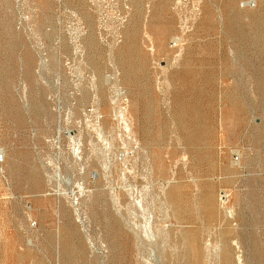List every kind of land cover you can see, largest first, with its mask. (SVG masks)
Listing matches in <instances>:
<instances>
[{
    "label": "rangeland",
    "instance_id": "1",
    "mask_svg": "<svg viewBox=\"0 0 264 264\" xmlns=\"http://www.w3.org/2000/svg\"><path fill=\"white\" fill-rule=\"evenodd\" d=\"M0 264H264V0H0Z\"/></svg>",
    "mask_w": 264,
    "mask_h": 264
},
{
    "label": "bare ground",
    "instance_id": "2",
    "mask_svg": "<svg viewBox=\"0 0 264 264\" xmlns=\"http://www.w3.org/2000/svg\"><path fill=\"white\" fill-rule=\"evenodd\" d=\"M111 6V5H110ZM101 12V11H100ZM148 32V31H147ZM150 41V40H149ZM90 45V44H89ZM133 46V45H132ZM155 47V46H154ZM140 48V47H139ZM95 49V48H94ZM138 50V49H137ZM141 50V49H140ZM113 52V51H112ZM136 53V52H135ZM111 58H113V57H111ZM110 64V63H109ZM116 65V64H115ZM117 66V65H116ZM114 70V69H113ZM126 73V72H125ZM161 80V79H160ZM188 80V79H187ZM105 81V80H104ZM161 82V81H160ZM161 84V83H160ZM166 85V84H165ZM159 87H161V86H159ZM122 88V87H121ZM115 90V89H114ZM119 91V90H118ZM121 102V101H120ZM122 103V102H121ZM194 108V107H193ZM197 110V109H196ZM97 111V110H96ZM195 111V110H194ZM104 112H106V110L104 111ZM114 112V111H113ZM97 113V112H96ZM99 114V113H98ZM108 114V113H107ZM96 115V114H95ZM130 115V114H129ZM128 115V116H129ZM103 116H104V114H103ZM101 117V116H100ZM129 118V117H128ZM102 121V120H101ZM101 123V122H100ZM134 124V123H133ZM126 126V125H125ZM102 129V128H101ZM112 131V130H111ZM114 131V130H113ZM115 134V133H114ZM99 136V135H98ZM114 136V135H113ZM111 138V137H110ZM109 139V138H108ZM118 139V138H117ZM140 142V141H139ZM106 143V142H105ZM135 145V144H134ZM157 146V145H156ZM108 147V146H107ZM141 148V147H140ZM115 150V149H114ZM141 150V149H140ZM159 151V150H158ZM146 152V151H145ZM109 156V155H108ZM111 156V155H110ZM142 157V156H141ZM145 157H147V156H145ZM108 159V158H107ZM108 161V160H107ZM148 162V161H147ZM122 175V174H121ZM131 176V175H130ZM132 177V176H131ZM172 177V176H171ZM138 178V177H137ZM140 178V177H139ZM170 178V177H169ZM134 179V178H133ZM151 179V178H150ZM120 180H122V179H120ZM169 180V179H168ZM128 181V180H127ZM161 182V181H160ZM123 183V182H122ZM128 184V183H127ZM163 184V183H162ZM131 185V184H130ZM138 185V184H137ZM168 185V184H167ZM124 186V185H123ZM166 188V187H165ZM163 190V189H162ZM164 191V190H163ZM129 195V194H128ZM137 195V194H136ZM158 196V195H157ZM138 197V196H137ZM156 197V196H155ZM130 198V197H129ZM157 198V197H156ZM160 198V197H159ZM137 199V198H136ZM157 200V199H156ZM130 203H131V201H130ZM153 204V203H152ZM136 205V204H135ZM163 205V204H162ZM145 206V205H144ZM128 207H130V206H128ZM153 207V206H152ZM151 208V207H150ZM183 209V208H182ZM118 213V212H117ZM119 214V213H118ZM129 218V217H128ZM131 220H132V218H131ZM135 223V222H134ZM145 224V223H144ZM127 225V224H126ZM130 226V225H129Z\"/></svg>",
    "mask_w": 264,
    "mask_h": 264
}]
</instances>
